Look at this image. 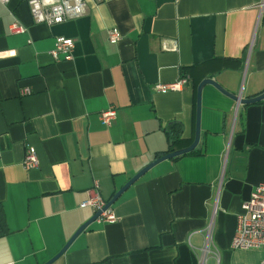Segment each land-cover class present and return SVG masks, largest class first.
Returning <instances> with one entry per match:
<instances>
[{
	"label": "crops",
	"instance_id": "0c3cea01",
	"mask_svg": "<svg viewBox=\"0 0 264 264\" xmlns=\"http://www.w3.org/2000/svg\"><path fill=\"white\" fill-rule=\"evenodd\" d=\"M85 1L82 16L53 25L35 23L27 0L0 3V264L54 256L94 214L81 206L90 189L108 201L167 151L169 121L192 141V77L180 91L156 83L240 58L203 78L239 98L264 92V0ZM57 36L74 40L70 59L50 54ZM29 148L38 164L25 169ZM195 148L152 166L111 204L114 222L92 221L51 264H264V249L231 247L243 202L264 182V99L241 104L204 85Z\"/></svg>",
	"mask_w": 264,
	"mask_h": 264
},
{
	"label": "built area",
	"instance_id": "2783aa9c",
	"mask_svg": "<svg viewBox=\"0 0 264 264\" xmlns=\"http://www.w3.org/2000/svg\"><path fill=\"white\" fill-rule=\"evenodd\" d=\"M8 0H0V3H7ZM31 17L35 23L53 25L65 20L75 19L82 16L86 11L85 0H27ZM12 32H20L24 27L17 21L10 24ZM121 38L120 32L113 27L108 32V42L117 43ZM74 48V40L70 37L57 36L54 48L50 54L54 59L61 55L64 59H70ZM188 82V77L180 75L172 82H159L153 88L158 92L180 91L184 84ZM31 92L28 87L20 89L21 95ZM115 108L108 106L99 113L100 121L103 125H110L115 117ZM23 167L31 169L37 166L38 158L33 149H27L23 159ZM96 186V185H95ZM106 201L96 192L95 188L88 191V197L81 202V206H89L94 212L101 211L97 219L104 222H114L115 214L110 207L102 210ZM231 247L234 249H264V182L256 185L250 196L242 204V212L238 215L237 226L231 239ZM207 251L205 246L202 253ZM216 261H219L218 254L213 252ZM202 263V262H201ZM219 263V262H218ZM203 264V263H202Z\"/></svg>",
	"mask_w": 264,
	"mask_h": 264
},
{
	"label": "water",
	"instance_id": "95a60500",
	"mask_svg": "<svg viewBox=\"0 0 264 264\" xmlns=\"http://www.w3.org/2000/svg\"><path fill=\"white\" fill-rule=\"evenodd\" d=\"M206 84H211L213 85L216 89H218L220 92L223 94L229 96L235 101H238V103L241 104H248V103H254L257 101H260L264 99V92L261 94L254 96V97H244V98H239L237 95H234L227 91L224 87H222L218 82H216L213 78L211 77H205L199 81L196 87V101H195V128H194V137L191 141V143L185 147L175 149L172 151H166L164 154L157 156L154 158L151 162L146 164L142 169H140L136 174H134L124 185H122L112 196L111 198L106 201L104 207L102 210L108 208L111 206V204L121 195V193L129 187L132 183H134L138 178H140L146 171H148L152 166L157 164L158 162L165 160V159H171L180 155H184L190 151H192L198 144L199 138H200V113H201V92L202 88ZM101 211H96L94 214L83 224H81L76 231L72 234V236L68 239V241L64 244V246L54 255L52 256L49 260H47L43 264H51L53 261H55L69 246L71 241L76 237L78 233H80L89 223L97 219V216L99 215Z\"/></svg>",
	"mask_w": 264,
	"mask_h": 264
},
{
	"label": "trees",
	"instance_id": "16d2710c",
	"mask_svg": "<svg viewBox=\"0 0 264 264\" xmlns=\"http://www.w3.org/2000/svg\"><path fill=\"white\" fill-rule=\"evenodd\" d=\"M240 61H241L240 58L212 57L198 63L181 67L180 74L183 76L189 75L190 77H192L194 88L196 89L199 81L207 74L210 75V73L220 68L238 64V62ZM164 132L166 134V138L168 142L167 151H172L175 150L176 148L179 149L191 143V141H186L185 139L182 138V125L178 121H169L166 127L164 128ZM194 153L195 154L197 153L196 148L188 152L187 154H194ZM6 233H8V228L6 226L2 206L0 205V236Z\"/></svg>",
	"mask_w": 264,
	"mask_h": 264
}]
</instances>
